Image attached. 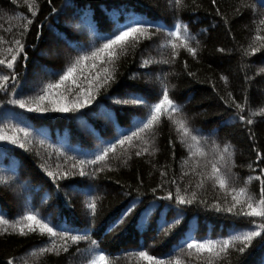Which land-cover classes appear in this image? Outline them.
<instances>
[{"label": "trees", "instance_id": "obj_1", "mask_svg": "<svg viewBox=\"0 0 264 264\" xmlns=\"http://www.w3.org/2000/svg\"><path fill=\"white\" fill-rule=\"evenodd\" d=\"M262 3L182 0L176 9L174 0H38L33 18L25 0H0V36L8 42L20 39L24 45L14 71L0 66V75H9L7 90H0V129L9 135L13 128L28 132L27 137L17 133L23 148L0 141V179L5 181L0 183V213L9 220L0 225V264L10 260L13 264H90L101 251L108 264H147L136 255L141 250L173 264L177 257L189 264H207V253L188 257L189 238L225 239L233 234V227H255L248 221L258 224L259 218L233 214L242 210L241 205L232 213L217 212L213 206L230 207L232 187H245L256 198L260 190L259 181L248 182V177L259 176L264 169L256 156L259 152L264 158V41L255 39L264 36V26L258 23L264 17ZM18 15L33 19L23 35L26 21ZM132 18L150 20L159 28L149 29L150 38L141 37L135 44L129 39L125 47L118 46V58L112 62L104 53L102 60L80 65L74 75L85 91L86 78L99 73L103 80L105 68L113 76L94 93L90 105L76 112L35 113L11 103L35 97L48 82L59 79L54 73H63L78 54L102 43L97 34ZM174 23L188 26L195 57L182 46L172 57L166 42ZM7 46H0V56L10 58L3 51ZM164 85L182 107L189 127L199 132L206 155H193L196 147L190 152L191 140L184 137L181 143L176 127L162 117L152 130L141 133L142 140L117 145L106 163L85 164L86 175L80 176L79 160L93 159L107 142L114 143L121 132L130 134L138 117L147 115L145 105L130 99L118 103L114 98L128 99L127 93H135L150 105L158 102L157 93ZM56 91L71 100L79 89L68 82ZM245 97L243 115L253 119L252 125L236 119L238 110L232 104L245 103ZM90 109H95V117L83 115ZM109 114L118 118L119 127L108 122ZM214 144L220 150L227 144L233 153L227 158L230 173L224 189L210 178ZM145 147L147 152L142 151ZM220 165L223 173L224 163ZM177 192L193 203L178 205ZM169 193L172 199H167ZM89 202L96 204L95 214L87 208ZM129 208L132 211L120 222ZM28 209L59 231L87 238L73 242L39 230L20 235L10 224ZM258 240L254 238L253 244ZM54 246V251H40ZM211 259L212 264H264V246H250L245 254L230 248L227 255Z\"/></svg>", "mask_w": 264, "mask_h": 264}, {"label": "snow or ice", "instance_id": "obj_2", "mask_svg": "<svg viewBox=\"0 0 264 264\" xmlns=\"http://www.w3.org/2000/svg\"><path fill=\"white\" fill-rule=\"evenodd\" d=\"M25 4L31 12V17H35L38 11V0H25ZM213 4H215V0H213ZM182 5V0H174L173 7L179 9ZM245 7H254V5H245ZM261 7L264 8V3L261 4ZM17 19L21 21H26L23 24L21 35L26 33L29 30V26L32 25L33 19L25 16L18 15ZM259 25L264 26V17L260 18L258 21ZM150 28H159L154 22L146 19H138L132 18L125 24H117V26L107 32L106 34H97V39L102 43L97 46L93 44L87 50L83 51V54H78L75 58L74 62H72L63 73H54L59 77L56 81H50L47 83L46 87L40 89V92L33 98L28 100L26 99H14L11 103L18 105L21 109H27L29 112L35 113H46L48 111L58 112V113H68V112H76L79 109L85 108L87 105H90L92 101L95 99V92L100 90V87L107 85L110 80L113 79L111 73H109L108 69L105 68L104 78L100 79V74L97 73L91 79H87L89 84L88 90H84L77 83L75 73L80 65L86 60H102V54L106 53L109 57L108 62H112V58H118L117 47L123 48L127 45L129 39H131L132 43H138L141 37L150 38L149 29ZM168 40L166 44L171 45L172 49V57L175 58L178 55L176 49L178 47H183L189 54L193 57L197 55V49L191 46V40L193 37L189 34L188 26L182 23H174L172 28L167 32ZM257 41H264V36L257 35L255 37ZM7 44L8 46L3 49L4 53H6L7 57L0 56V66H4L8 70L14 71V63L17 60V57L20 53L24 51V45L20 39H15L14 41L8 42L5 40L3 36H0V46ZM166 44H161V47H165ZM253 52L257 51L256 48L252 49ZM247 55V52L245 53ZM169 61H164V63H168ZM144 63H148L147 60ZM93 68L96 67L95 64L92 65ZM187 67V65H185ZM15 78L14 76L12 77ZM247 79V77H245ZM226 81L225 77H221ZM9 80V75L4 74L0 75V90L6 91L7 84L6 82ZM68 82L75 85L78 92H76L75 99H69V96L64 93H60L56 90L64 87ZM71 89H66V92H70ZM231 96V93H229ZM128 99L123 98H114L118 103H128L129 99L137 105H145L148 108L147 115L144 117H138V123L135 125L134 129L130 130V134L126 132H121L120 136L115 138V142H107L106 146L101 149L93 159L90 160H79L78 164L80 166L79 175L85 176L86 173L84 171L85 164H97L99 162H105L107 160L109 152H114L117 145L123 147L125 144L131 145L133 138L138 140H142L141 133L149 132L156 126L158 123L162 121V117H166L167 120L176 127V131L181 136V143H184V137H187L191 140L192 144L190 145V152L193 146L196 147V152L192 153L193 155H199L204 157L206 155L205 150L200 147V134L197 130L191 129L187 123V119L183 116V110L180 105L174 102L172 98H170L169 90L167 85H164L159 93H157L158 102L147 104V101L138 96L135 93H127ZM48 101V103H44ZM248 103V98L245 97V103H236L232 101V104L238 110V114L236 119L243 122L246 125H252L253 119L246 117L243 113L246 111V104ZM83 115H90L92 117L96 116L95 109H90L88 113H84ZM257 115L256 112H251V116ZM108 122L116 127H119L118 118L113 117L111 114L108 115ZM18 132H23L24 136H28V132L23 129H11V134L9 135L7 131L0 129V141H6L12 145H19V147L23 148L25 145L21 141L20 137L17 135ZM251 138V137H250ZM171 142V141H170ZM144 143H148L147 140H144ZM214 155L213 160L211 162V174L210 178L214 179L215 183L219 184L221 189H224L226 185L229 183V173L230 167L228 165V159L233 155L229 151V145L225 144L223 149L220 150L218 146L213 145ZM143 152H147L148 148L145 147L142 149ZM137 156L141 155V151H137L135 153ZM257 159L264 162V158L261 157L260 153L256 154ZM220 162L224 163V172L221 171ZM73 168H76L77 165L73 164ZM65 173L64 175H67ZM95 174V171L92 173ZM49 176H54L55 174L52 172L48 173ZM253 179L258 180L260 183V190L258 194V198L254 197L251 194H248V191L245 187H240L239 189L232 187L231 192L232 201L230 207L221 208L219 204L214 205L215 211L221 212L226 211L229 213L233 212V209L236 208L237 205L242 206V210L237 213H233L236 216H244L248 218H259V223L256 224L255 220L250 219L248 221L249 224H254L255 227L250 228L248 230H244L240 227H233V234L228 235L225 239H197L195 237L189 238L188 241L185 242L187 255L191 257L193 253L200 257L202 254L207 253L209 256L207 264H212V257H219L221 254L227 255L229 253L230 248H235V251L241 254H245L246 250L249 249L250 246L255 248L257 245L264 246V169H261V174L256 177L249 176L248 182H251ZM2 179H0V183H4ZM194 198V194H193ZM167 199H172V194L169 193ZM176 203L178 205H185L193 203L192 199H186L181 196L179 192L175 197ZM87 208L95 214L96 204L94 202H89L87 204ZM246 209V210H243ZM132 211L131 208L127 210V212L121 217V221L123 222L124 218ZM9 224V220L7 217L0 213V225ZM10 227L13 231H18L20 235H25L27 232H36L39 230L41 234H48L49 237L55 238L60 237L62 239H70L73 242H78L81 239H86V236L82 235H70L67 230L59 231L57 230V225H50L44 218L39 217L34 211L28 209L22 215L19 216L18 219L10 224ZM7 231V230H6ZM259 237V240L256 244H253L254 238ZM238 245V246H237ZM55 246L51 249L41 248V252L54 251ZM66 250V248L64 249ZM140 260L146 261L147 264H173V260H166L163 258H157L154 255L149 254L146 251H139L136 253ZM8 264H13L10 260ZM90 264H108V259L106 255L101 251L99 252L91 261ZM174 264H189L187 260H181L179 257L174 258Z\"/></svg>", "mask_w": 264, "mask_h": 264}]
</instances>
